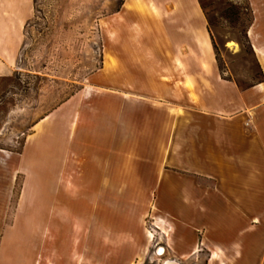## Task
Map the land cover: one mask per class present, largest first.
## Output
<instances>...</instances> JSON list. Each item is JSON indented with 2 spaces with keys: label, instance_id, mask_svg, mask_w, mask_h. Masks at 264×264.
Returning <instances> with one entry per match:
<instances>
[{
  "label": "crops",
  "instance_id": "1",
  "mask_svg": "<svg viewBox=\"0 0 264 264\" xmlns=\"http://www.w3.org/2000/svg\"><path fill=\"white\" fill-rule=\"evenodd\" d=\"M248 3L247 37L262 77L246 86L218 68L198 0H122L107 20L104 70L109 90L125 96V113L118 127L116 105L104 108L107 125L93 137L94 183L116 189L117 175L130 171V152L139 144L142 156L167 127L170 144L153 149L164 159L157 206L173 217L174 249L195 252L203 244L208 264H264V0ZM5 27L0 22V76L14 70L21 40L19 31L8 40ZM63 112L60 136L68 143ZM47 151L46 158L57 156ZM34 152L25 154L29 178ZM19 168L0 149V264H36L37 194L29 185L28 199L12 200ZM121 179L120 187L130 188Z\"/></svg>",
  "mask_w": 264,
  "mask_h": 264
},
{
  "label": "rangeland",
  "instance_id": "2",
  "mask_svg": "<svg viewBox=\"0 0 264 264\" xmlns=\"http://www.w3.org/2000/svg\"><path fill=\"white\" fill-rule=\"evenodd\" d=\"M121 1L0 0V22L10 28L7 39L18 31L21 36L14 70L0 76V149L7 162L20 167L12 200L28 199L29 185L31 193L36 191V264H163L171 259L208 264L203 244L195 252L174 249L173 217L157 206L164 159L153 149L170 144L167 127L164 140L146 142L142 156L139 144L130 152V171L117 175L116 189L94 183L99 142L93 137L107 125L104 108L115 104L118 127L124 122L125 96L109 90L104 70L107 20ZM200 2L214 34L218 68L240 86L250 84L259 71L251 49L240 43L251 19L247 0ZM62 112L69 120L68 143L60 136ZM46 149L57 156L46 158ZM27 151L36 154L30 178ZM125 177L130 188L120 187Z\"/></svg>",
  "mask_w": 264,
  "mask_h": 264
},
{
  "label": "trees",
  "instance_id": "3",
  "mask_svg": "<svg viewBox=\"0 0 264 264\" xmlns=\"http://www.w3.org/2000/svg\"><path fill=\"white\" fill-rule=\"evenodd\" d=\"M198 1H199V4H200V6H201V8H202V10H203V12H204V14H205V17H206V20H207V29H208V32L210 33V36H211L212 41H213V43H214V49H215V51H216V57H217V47H216V44H215V42H214V34L212 33V30H211V28H210V24H209L208 19H207L206 11H205L204 7L202 6L200 0H198ZM247 3H248V0H247ZM248 8H249L250 13H251V8H250L249 3H248ZM251 20H252V16H251L250 22L248 23V25L246 26L245 30L243 31L242 38H240V43H242V44H245V43H246L247 46L249 47V49H251V48H250L249 40H248V37H247V27L250 25ZM258 73H259V74H258V78H261V77H262L261 72H258Z\"/></svg>",
  "mask_w": 264,
  "mask_h": 264
},
{
  "label": "bare ground",
  "instance_id": "4",
  "mask_svg": "<svg viewBox=\"0 0 264 264\" xmlns=\"http://www.w3.org/2000/svg\"><path fill=\"white\" fill-rule=\"evenodd\" d=\"M227 45L229 46V47H232V48H234L235 47V44L232 42V41H229L228 43H227ZM158 252L159 253H161L162 252V248H159L158 249ZM163 264H179L177 261H175V260H167V261H165Z\"/></svg>",
  "mask_w": 264,
  "mask_h": 264
}]
</instances>
